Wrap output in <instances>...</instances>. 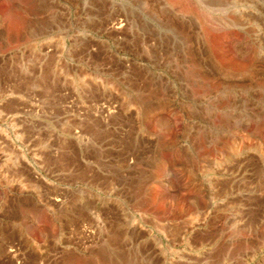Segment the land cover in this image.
I'll use <instances>...</instances> for the list:
<instances>
[{
    "label": "rangeland",
    "instance_id": "374dc122",
    "mask_svg": "<svg viewBox=\"0 0 264 264\" xmlns=\"http://www.w3.org/2000/svg\"><path fill=\"white\" fill-rule=\"evenodd\" d=\"M0 264H264V0H0Z\"/></svg>",
    "mask_w": 264,
    "mask_h": 264
},
{
    "label": "built area",
    "instance_id": "2783aa9c",
    "mask_svg": "<svg viewBox=\"0 0 264 264\" xmlns=\"http://www.w3.org/2000/svg\"><path fill=\"white\" fill-rule=\"evenodd\" d=\"M125 25V20L122 17H118L111 23V27L114 28H121Z\"/></svg>",
    "mask_w": 264,
    "mask_h": 264
}]
</instances>
